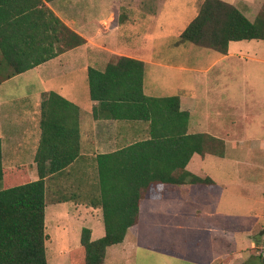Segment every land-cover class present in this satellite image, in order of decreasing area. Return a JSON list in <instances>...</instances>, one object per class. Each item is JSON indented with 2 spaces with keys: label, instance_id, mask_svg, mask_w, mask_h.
<instances>
[{
  "label": "rangeland",
  "instance_id": "rangeland-1",
  "mask_svg": "<svg viewBox=\"0 0 264 264\" xmlns=\"http://www.w3.org/2000/svg\"><path fill=\"white\" fill-rule=\"evenodd\" d=\"M236 1L238 5H247L251 20L255 21L264 12V0H250V6L244 0ZM142 2L152 1L62 0L60 6L69 20L87 24L86 32L93 44H102L108 33H114L113 38L122 43V55L136 52L135 55L144 58L147 61L144 78L147 93L198 100L199 108L191 115L192 129L201 130L199 123L218 125L219 121L232 118L241 125L233 127L236 133L232 135L264 137V98L263 103L255 102L257 105L254 106L247 102V99L254 101L258 89L264 85V78L252 72L255 62L248 57L223 58L222 54L193 43H179L181 32L197 15L203 0H163L160 7L157 2L151 15ZM238 45L256 44L247 40L232 42V50ZM207 66L211 71L204 73L202 70ZM0 72L5 73L4 70ZM34 73L27 71L0 83L1 131L10 125L31 129L25 157L30 153L31 144L35 143V115L39 121L41 116L40 107L34 101L33 93L40 86L34 80ZM57 82L52 81L48 86H56ZM75 89L83 91L87 88L78 82ZM245 114L251 117L245 120ZM260 123L263 127H255ZM7 135L10 136V132ZM224 150L223 157L208 154L207 158H201L196 154L197 162L216 184H192L201 192L211 194L210 204L217 206L219 213L192 214L197 208L194 200L173 199L178 192L172 190L182 193L183 188L182 185H170L163 199L142 201L140 222L127 232V239L122 242L123 246L129 240L128 249L115 258L112 254L116 247L108 248L106 264H211L215 255L241 246L242 241L248 244L252 238L255 239L253 247H241L232 255L224 253L215 264H264V202L259 199L264 194V151L251 152L249 145L235 142L225 144ZM24 160L28 164L32 162L30 158ZM238 169L243 174L241 179L237 178ZM93 172L90 179L97 182L95 168ZM254 179H259V183L254 185ZM59 195L61 197L57 199L67 198L70 203L81 200L69 187ZM52 198L53 193L48 188L47 201ZM48 232L52 236L47 242L48 264H70L65 250L80 245V228L74 226L71 234L64 230L56 232L48 222Z\"/></svg>",
  "mask_w": 264,
  "mask_h": 264
},
{
  "label": "trees",
  "instance_id": "trees-1",
  "mask_svg": "<svg viewBox=\"0 0 264 264\" xmlns=\"http://www.w3.org/2000/svg\"><path fill=\"white\" fill-rule=\"evenodd\" d=\"M45 1L53 0L0 1L9 10L0 12V71H5L0 83L86 42ZM251 39L264 40V12L251 21L230 2L204 0L179 43L227 54L231 41ZM144 73L143 62L127 56L108 63L104 71L88 70L90 97L99 101L94 115L148 121L150 137L97 155V204L106 233L92 240L90 229L84 228L80 246L69 252L70 264H105L107 248L123 242L128 229L139 222L143 199H161L168 185L214 183L210 176L193 174L187 165L194 154L225 155L222 139L188 132L189 113L180 110L178 95L145 94ZM40 110L37 180L30 178L27 165L4 166L0 140V264H48L46 180L80 155L79 107L46 90Z\"/></svg>",
  "mask_w": 264,
  "mask_h": 264
},
{
  "label": "crops",
  "instance_id": "crops-1",
  "mask_svg": "<svg viewBox=\"0 0 264 264\" xmlns=\"http://www.w3.org/2000/svg\"><path fill=\"white\" fill-rule=\"evenodd\" d=\"M61 1L62 0H53L51 2L45 1V4L48 7H50L55 12V14L61 20L64 21L66 25H68L75 32L83 36L86 42L82 45L60 52L56 56L42 62L38 66L29 69L27 71H34L35 72L34 80H37L40 83V86L33 93L34 101L36 104H38L39 107L41 101V94L43 91L46 90H55L56 92L65 96L68 100L72 101L79 107L81 151L79 157L73 163H71L65 169L48 176L46 180V198H47L48 188L51 189L53 193V198H52L53 200L50 202L46 200V210H45L46 232L50 237L49 239H52V236L48 232V222L51 225V229H53L54 231L60 232V230H64V232L68 234H71L74 226H78L80 228L81 235L83 233L84 228H88L90 229L91 232L90 233L91 239L96 240L103 237L106 233V228L103 221V211L101 206L97 204V198L100 194L99 177L97 182L90 179L91 175L94 174L93 172L94 168L96 169L98 176L97 159H96L97 155L102 153L112 152L130 143L149 138L150 132H149L148 121L132 120V119L130 120L113 119L104 116L102 114L100 115V113L99 116L96 117L94 115V108L98 106L99 101L93 100L90 97L88 70L90 67H93L100 71H104L108 63L117 61V59L120 56H127L142 61L144 64V72L146 73L145 64L147 61L144 58L135 55L136 52H134L133 54L122 55V43L119 42V39L113 38L114 33H110V34L108 33L106 35V39L102 44L100 43L93 44V41L90 40L88 36L90 34L86 32V29H88L87 24L80 25L77 24V22L74 19L69 20L68 14H66L63 11V8L60 6ZM150 1L152 2H149L148 4H144L143 2L142 3L144 4V6L147 7V11H149L148 13H150L151 15V12H154L155 7L158 6L157 2H159L158 7H160L163 0H150ZM225 1L232 3L238 8L240 6L241 9L240 8L239 9L247 17L248 15L250 17L252 16L251 13L247 11L249 10L247 5H243V6L238 5L236 0H225ZM244 1L247 2L248 5L250 4L249 2L250 0H244ZM1 8L3 9L0 10L1 13L6 14L9 12L6 6L1 7L0 5V9ZM247 41H250L252 44H256V45L254 46L238 45L239 47L236 50L234 49L232 50L231 48L232 42H237V41H231L229 44L228 53L222 54L223 58H228V59L231 57L237 59L245 58V57L250 58L255 62L254 66L252 67L253 74L263 79L264 78V40L251 39ZM254 41H256V43H253ZM1 59H2V54L0 51V60ZM209 69L210 66H207L203 68L202 71L204 73L207 71H211ZM145 73H144V78H145ZM52 81L53 82L59 81V82L56 83V86L53 87L48 86L49 85L48 83ZM78 82L84 84V88L87 89H84L83 91L75 89V87H77ZM85 83H86V87H85ZM144 92L148 96L167 97V96H160L156 94L147 93L145 91V85H144ZM257 93L258 96L254 101H252V99L250 100L247 99V102L252 104L253 106L257 105L255 102L263 103L264 85L263 88L260 87L258 89ZM169 96H173V95H169ZM178 96L180 97V104H181L180 110L187 111L189 113V120H188L189 133H195V132L209 133L217 138L222 139L225 144H229V143L232 144L235 142V144L238 145H249V149L251 152H254L255 150L264 151V137H257V136L255 137V135H248V136L232 135L236 133V131L233 130V127L239 128L241 126V125H237L236 120L233 121L232 118L230 119L225 118L222 121H219L218 125H215L213 122H206L205 125L199 123L198 127H201V130H197L198 128L192 129L191 115L194 111H196L199 108L200 102L196 100L194 97H182L180 95ZM253 114H256V112H254ZM0 117L3 116H1L0 114ZM249 117H251L249 116V114H245L244 116L245 120ZM34 121L36 127L35 143L34 145L31 144L30 153L27 155V157L24 156V151L25 149L28 148V144L30 141L29 139L31 137V131H30L31 129L29 127H26L24 125H19V126L10 125V127L7 128L5 131H1L0 128V140L2 143V159L4 166L13 167L16 165H27L29 169L30 178L32 180H37L39 178V175H38L37 164L35 161V156L38 151L40 138H41V127L38 126V123L40 124V121L37 114L35 115ZM227 123L230 124V127L228 126ZM225 125L226 127H223ZM255 127H263V124L262 123L256 124ZM7 132H10V136L7 135ZM251 133L259 134L260 131H251ZM232 137H240V138L233 141L230 140V138ZM247 137H252V138H247ZM195 156L196 154L193 155L190 162L188 163L187 165L188 170L193 174L202 177L210 176L207 174V171H205L201 167V164L197 162ZM26 158H30L32 162H30L29 164L26 163L25 162L26 160H24ZM201 158H207V156L205 157L201 156ZM201 173H205V174H201ZM236 174L238 175L237 178L241 179L243 177V174L239 171V169ZM211 178L214 180V183L207 185L216 184V180L213 177ZM253 181H254L253 182L254 185L259 183V179L256 180L254 179ZM192 184L193 183L182 184V188H183L182 193H179L178 190H172L173 192H178V194H174L172 198L175 200H179L183 197V199L190 201H192L193 199L195 202L194 204L197 206V208L194 209L192 214L210 215V214L219 213L217 206L213 207L210 204V201L212 200L211 194L208 193L207 191L201 192V189L198 190L195 187H192ZM169 186L170 185L166 186L163 197L161 199H163L164 196L166 195L165 193L168 190L167 188ZM66 187L72 188L74 190V193H76L77 196H80L81 200L79 201L77 200L75 201V203H70L67 198H63V199L61 198L60 200L57 199V197H61L59 193H61V191ZM161 199H155V200H161ZM259 199L264 202V194ZM142 201L140 203V208L142 206ZM219 202H221V199ZM139 218H140V214H139ZM139 222L137 224H139ZM132 227H130L127 232H129V230ZM127 235L128 233L126 234L125 239H127ZM67 237H69V235H67ZM129 245H130L129 240H127L123 246L121 242L118 244L111 245L108 248L112 246L116 247V250L112 254L116 258L118 255H122V251L125 252L126 249H128ZM247 245L253 247L255 245V239L252 238V240L248 244H243L242 241L241 246H236L234 248H231L227 252H223L222 254L215 255L211 261V264H215L216 261L219 260L224 253H226V255H232L233 252L236 253L238 249ZM108 248L106 251V257H107ZM71 250L72 249L67 251L65 250V252L69 254ZM106 257H105V264H106Z\"/></svg>",
  "mask_w": 264,
  "mask_h": 264
},
{
  "label": "water",
  "instance_id": "water-1",
  "mask_svg": "<svg viewBox=\"0 0 264 264\" xmlns=\"http://www.w3.org/2000/svg\"><path fill=\"white\" fill-rule=\"evenodd\" d=\"M263 233V232H262Z\"/></svg>",
  "mask_w": 264,
  "mask_h": 264
}]
</instances>
